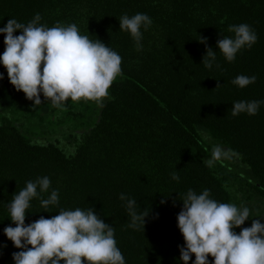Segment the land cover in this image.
I'll list each match as a JSON object with an SVG mask.
<instances>
[{"label":"trees","instance_id":"obj_1","mask_svg":"<svg viewBox=\"0 0 264 264\" xmlns=\"http://www.w3.org/2000/svg\"><path fill=\"white\" fill-rule=\"evenodd\" d=\"M37 13L48 27L75 23L82 35L102 40L121 55L122 74L102 106L69 99L56 108L42 93L44 103L33 106L0 63V107L8 110L0 115V264H15L12 254L21 250L3 232L15 226L8 211L12 195L43 176L51 180L43 198L58 189L59 205L44 211L34 198L26 224L60 208L93 207L113 226L126 264H184L177 215L189 189H209L218 202L247 206L260 216L235 228L237 234L253 219L264 223V103L256 115L231 114L234 102L264 101V0H0V27L11 18L27 24ZM136 13L152 19L148 30L141 29L142 51L120 30L119 17ZM241 23L258 39L228 62L217 41L234 36L228 26ZM200 35L217 52L211 69L202 63ZM241 74L255 75L256 82L232 84ZM214 145L229 150V157L207 167L203 160ZM121 193L136 200L137 213L151 209L145 230L129 227ZM194 260L193 254L189 264Z\"/></svg>","mask_w":264,"mask_h":264},{"label":"clouds","instance_id":"obj_2","mask_svg":"<svg viewBox=\"0 0 264 264\" xmlns=\"http://www.w3.org/2000/svg\"><path fill=\"white\" fill-rule=\"evenodd\" d=\"M41 15L35 14L27 24L11 18L0 33L5 34V50L0 55V63L7 70V76L17 91H23L28 100L38 106L44 100L53 107H64L69 99L93 101L103 105L109 96V89L122 74L121 55L102 40H92L82 35L75 23L57 22L48 27L41 23ZM120 30L128 32L135 42L137 51L143 50V33L152 24L146 13L119 17ZM20 30L19 35L16 31ZM234 36L223 35L217 41L219 52L228 62H233L237 53L257 42L258 36L246 23L228 26ZM199 42L206 45L202 63L208 69L216 62L217 52L207 46V37L199 36ZM219 67V64L216 65ZM4 73L0 72V80ZM255 75L236 76L231 83L244 88L256 82ZM221 84H217L216 88ZM264 101L234 102L231 114L256 115ZM229 157V150L214 145L211 157L203 160L207 167L216 161ZM179 181L176 172L171 174ZM51 180L47 176L29 180L26 186L12 195L8 205L9 217L15 226L3 229L4 234L14 246L21 249L14 252L15 264H126L125 257L117 246L115 230L98 215L93 207L87 209L60 208L57 215L39 219L26 224V213L31 201L39 198L44 211L50 206L59 205V191L53 189L47 198ZM119 198L126 201L130 217L129 227L145 230L146 217L150 210L137 213L136 200L121 193ZM183 207L177 215L178 228L185 244L180 246V260L189 264L193 254V264H264V223L253 219L250 227H242L237 234L235 228L241 227L252 216L247 206L235 203H222L211 198L210 190L197 193L189 189L180 198ZM165 203V201H161ZM6 247V245H5ZM211 256L213 261H209Z\"/></svg>","mask_w":264,"mask_h":264},{"label":"rangeland","instance_id":"obj_3","mask_svg":"<svg viewBox=\"0 0 264 264\" xmlns=\"http://www.w3.org/2000/svg\"><path fill=\"white\" fill-rule=\"evenodd\" d=\"M7 111H8V110H7ZM7 111L1 109V107H0V115H4V114H6ZM60 112H61V111H60ZM60 112H55V114L52 115V116H50V118L54 119V118H55V115H57V114L60 113ZM19 115H20L19 111L16 112V113L13 112V114H12V118L17 119ZM26 124H27V118H26V116H24V117H23V120H22V122H21V126L26 127ZM33 124H35L34 121H33Z\"/></svg>","mask_w":264,"mask_h":264}]
</instances>
